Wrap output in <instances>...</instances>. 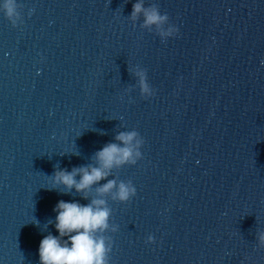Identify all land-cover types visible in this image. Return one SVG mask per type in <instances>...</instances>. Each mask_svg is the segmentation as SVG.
I'll return each mask as SVG.
<instances>
[{
	"label": "water",
	"instance_id": "1",
	"mask_svg": "<svg viewBox=\"0 0 264 264\" xmlns=\"http://www.w3.org/2000/svg\"><path fill=\"white\" fill-rule=\"evenodd\" d=\"M17 3L15 27L0 10V264H40L59 201L96 198L109 264H264V0ZM136 3L167 21L145 27ZM132 131L136 162L107 178L129 201L98 197L107 180L53 188Z\"/></svg>",
	"mask_w": 264,
	"mask_h": 264
},
{
	"label": "clouds",
	"instance_id": "2",
	"mask_svg": "<svg viewBox=\"0 0 264 264\" xmlns=\"http://www.w3.org/2000/svg\"><path fill=\"white\" fill-rule=\"evenodd\" d=\"M19 8L17 0H2L0 3V10L4 12L13 27L23 22ZM141 12L144 13L145 27H160L168 19L166 14L161 15L155 7L145 9L142 3L134 4L133 19ZM173 32L177 33L178 29H169L167 34L171 35ZM138 75L141 77L142 93H149L144 74L138 73ZM136 137L135 131L119 133L116 140L120 141L123 146L117 143L106 144L95 153L96 166L73 168L71 172L56 171L54 176L50 177L53 188H62L64 192H71L75 189L76 192L85 194L84 199H88V190L100 184L102 180H107L106 183L96 188L98 197L113 193L115 190L114 199L121 202L129 201L136 195V188L131 182L121 181L117 184L115 179L107 178L114 167L136 162L133 158L134 148L132 146ZM136 143L139 145L140 141ZM140 155L139 151L135 152V156ZM106 205L107 202L103 198L92 199L88 204L59 201L54 208L55 228L59 235L49 234L41 240L40 264H109L111 246L106 242L103 233L110 227L111 210ZM112 231H116V228L113 227ZM258 239L261 246H264V233H261ZM147 242L154 243V237L149 236Z\"/></svg>",
	"mask_w": 264,
	"mask_h": 264
}]
</instances>
